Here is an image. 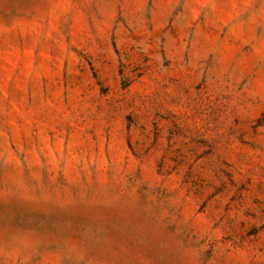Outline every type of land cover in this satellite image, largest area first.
I'll use <instances>...</instances> for the list:
<instances>
[{"label":"rangeland","instance_id":"rangeland-1","mask_svg":"<svg viewBox=\"0 0 264 264\" xmlns=\"http://www.w3.org/2000/svg\"><path fill=\"white\" fill-rule=\"evenodd\" d=\"M0 264H264V0H0Z\"/></svg>","mask_w":264,"mask_h":264}]
</instances>
